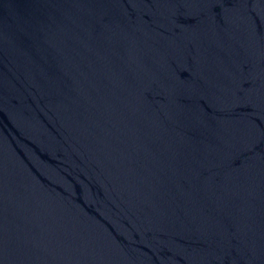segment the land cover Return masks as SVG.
<instances>
[{"label": "water", "instance_id": "1", "mask_svg": "<svg viewBox=\"0 0 264 264\" xmlns=\"http://www.w3.org/2000/svg\"><path fill=\"white\" fill-rule=\"evenodd\" d=\"M0 264H264V0H0Z\"/></svg>", "mask_w": 264, "mask_h": 264}]
</instances>
